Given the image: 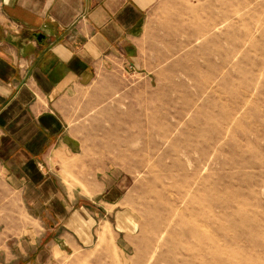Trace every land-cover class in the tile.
I'll return each mask as SVG.
<instances>
[{
    "label": "rangeland",
    "instance_id": "1",
    "mask_svg": "<svg viewBox=\"0 0 264 264\" xmlns=\"http://www.w3.org/2000/svg\"><path fill=\"white\" fill-rule=\"evenodd\" d=\"M138 51L73 120L120 201L52 264H264V0H153Z\"/></svg>",
    "mask_w": 264,
    "mask_h": 264
},
{
    "label": "crops",
    "instance_id": "2",
    "mask_svg": "<svg viewBox=\"0 0 264 264\" xmlns=\"http://www.w3.org/2000/svg\"><path fill=\"white\" fill-rule=\"evenodd\" d=\"M152 2L0 0V264H52L91 240L87 199L120 201L108 168L90 177L73 120L94 78L136 64Z\"/></svg>",
    "mask_w": 264,
    "mask_h": 264
},
{
    "label": "bare ground",
    "instance_id": "3",
    "mask_svg": "<svg viewBox=\"0 0 264 264\" xmlns=\"http://www.w3.org/2000/svg\"><path fill=\"white\" fill-rule=\"evenodd\" d=\"M86 192V191H85ZM86 195H89V193L88 194H86ZM101 232V231H100ZM107 232V231H106ZM100 235V240H102V238H103V233H101V234H99ZM99 237V236H98ZM105 237V236H104ZM99 243H100V241H99Z\"/></svg>",
    "mask_w": 264,
    "mask_h": 264
}]
</instances>
